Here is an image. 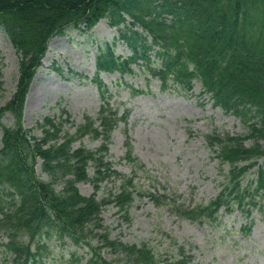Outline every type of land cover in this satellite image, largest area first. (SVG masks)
I'll return each instance as SVG.
<instances>
[{
    "label": "trees",
    "instance_id": "trees-1",
    "mask_svg": "<svg viewBox=\"0 0 264 264\" xmlns=\"http://www.w3.org/2000/svg\"><path fill=\"white\" fill-rule=\"evenodd\" d=\"M105 17L118 27L133 54L127 58L116 54L114 43H106L97 54L94 81L104 100L98 116L101 128L87 117L73 133L65 128L70 114L62 109L60 118L48 115L37 122L42 134L35 135L24 124V107L48 40L69 26L90 30ZM0 27L19 55L18 82L0 108V231L7 235L4 245L11 255L10 263L0 264L40 260L41 249L48 247L42 239L45 236L66 245L70 240L75 246L66 264H187L182 247L178 249L181 257L172 260L158 255L147 243L111 238L102 208L114 202L127 211L136 195L146 193L156 205L200 221L217 219L222 205L227 211L237 206L246 214L257 207L264 215V0H0ZM139 60L142 71L160 79L162 90L177 86L188 93L200 81L201 94L235 114L249 129L244 135L207 134L211 147L218 145L221 161L230 163V174L218 197L206 205L184 208L167 193L143 189L133 176L125 177L105 159L108 141L97 150L73 146L86 134H103L109 140L118 120L127 119L130 109L118 117L108 100L109 88L98 73L133 72L132 65ZM132 90L141 92L133 86ZM6 113L11 123L2 121ZM127 158L138 162L131 147ZM90 162L94 176L89 174ZM256 164V177L244 183ZM111 176L123 177L120 192L113 197L99 200L95 194L81 193L77 185L91 181L99 189ZM242 230L249 233L250 226ZM25 234L29 239L23 238ZM81 247L90 254L85 263L77 252ZM104 249L115 256L106 258Z\"/></svg>",
    "mask_w": 264,
    "mask_h": 264
},
{
    "label": "rangeland",
    "instance_id": "rangeland-1",
    "mask_svg": "<svg viewBox=\"0 0 264 264\" xmlns=\"http://www.w3.org/2000/svg\"><path fill=\"white\" fill-rule=\"evenodd\" d=\"M116 36L118 29L110 26L105 17L90 31L70 26L63 35L51 38L28 93L24 109L25 126L34 128L35 135L39 136L42 132L35 128L37 122L45 115L60 118L63 108L70 113L65 128L72 132L85 122L86 115L96 118L102 99L96 84L90 79L96 71L95 57L100 48L106 42H112ZM116 51L124 56L131 53L122 41H118ZM18 76V53L6 31L0 27V108L10 99ZM101 77L110 85L113 94L111 102L119 114L122 115L125 108L130 109L128 120L124 122L120 119L111 134L107 158L113 162L114 168L128 175L135 171L136 166L123 158L129 141L133 154L158 180L150 181L145 178L143 170H138L136 181L139 180L143 188L152 183L156 187L165 185L168 192L181 194V199L187 204L205 203L215 197L223 187L229 165H221L218 157L209 150L206 134H246L249 130L247 125L239 117L214 106L208 96H201L199 82L186 95L177 89L162 91L159 80L137 66L135 73L121 75L119 72H102ZM148 78H151L150 82ZM130 85L143 86L146 91L134 93ZM3 121H12L9 113ZM104 140L103 136L87 134L74 145L96 150ZM246 143L250 144L251 140L248 139ZM40 168L37 166L39 174ZM257 168L258 165L247 173L244 183L256 176ZM89 172L94 174L93 166ZM42 176L47 178L46 175ZM120 183L119 178L107 179L102 182L96 195L102 198L115 193L120 190ZM78 187L87 195L95 192L91 182H80ZM220 213L222 217L214 223L199 224L179 218L167 208L157 207L145 195L134 201L129 210L130 220L125 218V211L115 204L106 206L102 217L112 238L128 243L147 242L160 256L165 253L170 255L172 241L176 240L194 254L189 264H264V217L261 213L254 209L247 217L239 208L232 213ZM251 220L252 229L246 235L239 229L241 225L251 223ZM23 238L27 239L28 236L24 235ZM5 241L7 236L0 231V262L6 259L11 261ZM48 243L46 250L41 249V260L32 264H66L74 246L58 240H48ZM92 244H95V240ZM82 251L79 249L78 253L82 255ZM103 253L106 258L115 256L110 249H104ZM87 257L88 254L82 261Z\"/></svg>",
    "mask_w": 264,
    "mask_h": 264
}]
</instances>
